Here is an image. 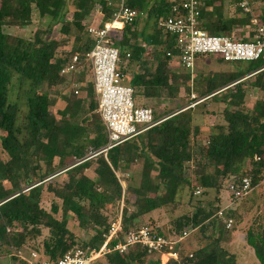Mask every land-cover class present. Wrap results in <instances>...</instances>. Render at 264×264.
Here are the masks:
<instances>
[{"label": "trees", "instance_id": "trees-1", "mask_svg": "<svg viewBox=\"0 0 264 264\" xmlns=\"http://www.w3.org/2000/svg\"><path fill=\"white\" fill-rule=\"evenodd\" d=\"M179 2L126 0L130 9L144 13V17L125 25L114 45L121 60L127 61L123 74L132 68L129 83L135 91L134 101L138 107L150 109L137 103L138 93L142 99H172L179 96L181 89L190 98L188 105H195L166 117H158L153 112L155 119H167L101 152L108 143V136L92 83L82 82V74L78 72L67 77L60 75V71L75 55L81 66L86 65L85 56L94 45L87 34V28L95 26L89 18L100 8L101 19L96 26L102 28L112 16L108 0H0V146L7 156L6 161L0 160V256L8 255L11 264H26L16 257V252L27 249L26 241L41 236L42 229L48 230V237L42 241V250L32 251L44 262H55L73 248L81 247L75 245L67 229L69 214L75 217L81 229L92 232L87 248L97 251L112 225L119 220V237L123 238L139 231L145 216L154 211L163 209L171 213L183 205L190 211L177 217L172 229L174 237L183 232L189 235L172 249L177 260L170 259L166 264H237L238 254L230 253L225 245L235 239L241 218L231 211H224L222 218L217 217L221 208L213 207L210 202L203 206L204 200L196 197L195 192L200 190L199 195L204 198L214 193L216 198L228 179L236 183L249 179L252 192L262 182L264 99L257 100L252 109L247 110L245 98L247 88L264 94V56L251 62L209 58L228 69L208 72L198 81L192 80L191 73L184 68H180L181 73L175 72L167 56L174 38L161 32L157 22L173 16L172 8ZM199 2V28L209 35L230 36L245 28L250 39L255 34L250 15L237 7L236 0L233 3L237 13L243 14L242 19L224 18L221 5H216L222 0ZM69 10L72 11L70 20L67 19ZM34 13L39 19L47 17L53 25L44 32L37 31L32 39L5 32L6 27H28ZM88 19L89 23L84 24ZM257 21L264 27V9ZM56 25L61 40L53 38ZM149 28L151 33L146 32ZM71 37V48L58 52ZM139 37V43H132ZM206 59L196 61L195 71L198 61ZM14 78L19 95L12 104L9 93ZM45 84L61 88L79 84L77 89L71 88L64 114L72 118L83 114L81 118L56 123L49 110L53 101L43 91ZM21 101L26 108L23 116ZM198 111L205 116L221 117L211 125L206 137L193 125L194 113ZM78 138L87 141L90 150L82 148L71 152L79 164L67 171L68 180L60 187L46 181L54 160L62 158ZM199 141L203 142L198 144ZM88 154L96 155L88 158ZM139 161L136 176L132 166ZM91 166L93 178L84 174ZM188 169L190 174L186 173ZM119 174L127 176L125 189ZM4 182L10 185L9 189ZM44 190L61 201L60 209L56 205L51 207V214L61 211V220L41 208ZM107 207L114 209L112 221L102 213ZM227 220L232 221L229 229H226ZM217 228L221 234L215 237ZM150 230L156 236L166 237L159 228ZM244 235L242 248L251 249L257 263L264 264V225L255 222ZM68 237L71 240L66 243ZM116 244L117 240L112 239L109 248L113 249ZM104 256L107 264H161L159 253H149L140 245L124 253L111 251ZM153 256H156L155 261L150 260Z\"/></svg>", "mask_w": 264, "mask_h": 264}, {"label": "built area", "instance_id": "built-area-1", "mask_svg": "<svg viewBox=\"0 0 264 264\" xmlns=\"http://www.w3.org/2000/svg\"><path fill=\"white\" fill-rule=\"evenodd\" d=\"M251 3V0H236L237 7L250 15L251 24L255 26V34L251 39L249 32L244 39L233 38L232 34L230 36L209 35L199 28L201 6L199 0H180L179 3H175L172 8L173 16L161 18L157 22L161 32L174 38L167 52V56L171 59L170 64L174 62L179 68L186 69L192 75L196 61L201 58H219L224 62H251L262 58L264 27L259 26ZM108 6L112 10V16L103 24V27L87 28V34L94 41V45L85 56L86 65L81 66L78 55H75L71 62L60 71V75L67 77L77 72L84 74L85 69L89 72L90 82L98 100V112L108 136V143L101 152L111 150L167 119L157 120L151 109L141 108L135 104V91L129 83V76L123 74L127 61L121 60L119 50L114 45V40L120 37L124 26L142 19L144 13L130 9L126 5V0H108ZM96 10L97 14H101L100 8ZM80 84H82L81 81ZM78 85L73 87L77 89ZM193 106L190 105L188 108ZM226 181L228 182L226 190L234 200L244 199L253 190L249 179H243L239 183L233 179ZM199 194L200 190L197 189L195 195ZM224 211L225 209H220L217 217L222 218ZM225 224L226 229H229L232 221L227 220ZM120 231L119 220L112 225L105 242L97 251L75 247L55 262H44L35 251L28 249L17 251L16 257L26 264H95L100 257L111 251L124 253L130 247L140 245L149 253H159L161 264H166L170 259L177 260V255L172 253V249L189 235L188 232H183L175 238H169L156 236L149 228H143L120 238ZM112 239H116L117 244L110 249L109 242ZM165 249L168 252H164Z\"/></svg>", "mask_w": 264, "mask_h": 264}, {"label": "rangeland", "instance_id": "rangeland-1", "mask_svg": "<svg viewBox=\"0 0 264 264\" xmlns=\"http://www.w3.org/2000/svg\"><path fill=\"white\" fill-rule=\"evenodd\" d=\"M253 3V13L254 16L258 19V17L261 15L262 10L264 9V0H251ZM216 5H221L223 17L224 18H240L243 16L242 13H237V8L235 4L233 3V0H222V2L216 3ZM67 14V19L70 20L72 16V11ZM94 21L93 27H98L96 25H99L101 16L96 13V11L92 12L90 18ZM89 19L84 22V24L89 23ZM90 20V21H91ZM53 24L50 22V20L46 17L44 19H39L38 15L36 13L33 14L32 17V23L26 28L19 29L17 27H6L5 32L10 35L19 36L26 39H32L37 31L44 32L46 31L50 26ZM59 26H55L53 34L54 39H59L58 34ZM147 33H151V28L147 29ZM248 34V29L245 28L242 31L236 30L232 34L236 39H244ZM73 38H69V42L66 46L60 47L57 51L60 53H63V51H68L71 48ZM140 37L137 41H133L132 43H139ZM228 66V65H227ZM172 69L175 70L177 73H181V69L176 65V63L173 62L171 65ZM132 69V68H131ZM129 70L127 73L131 75L132 70ZM221 69H228L224 64H219L218 62L207 58L206 60H202L201 62L198 61L197 70L194 71V73L191 75L192 80L198 81L200 76L208 74V72L211 71H219ZM86 70L84 74H82L81 81L82 82H88L91 80L90 74ZM130 78V77H129ZM191 85V83H189ZM73 85H66V87L61 88L60 86H50L48 84L44 85L43 91L47 92L48 97L51 101H53V104L50 106L49 110L51 112L52 118L56 123H59L60 121L67 120V119H79L83 114H80L79 116L71 117L70 115L64 114V109L69 104V99L71 97V88ZM140 91V90H139ZM246 98H245V107L247 110L252 109L254 103L259 99H264V94L261 91H258L253 88H247L246 89ZM19 95L18 89H17V81L14 78L11 83L10 93H9V100L13 104L17 101V96ZM177 98L172 99H142L139 97V93L137 94V103L140 106L150 108L155 115L158 117H166V115L171 114L172 112H182L184 110H187L189 107V99L187 96V92L184 89H181ZM191 99L192 96H191ZM22 102V101H21ZM191 105H195L192 103ZM21 109V115L25 114L26 108L23 104V102L20 105ZM174 112V113H175ZM194 123L193 125H196L199 127L201 135L203 137H206L209 133V128L211 125H214L215 122H219L221 120V117L215 118L213 116H205L200 111L194 113ZM201 140V139H200ZM203 141H199L198 144H201ZM86 148L85 150H90L88 147V142L85 140H81L78 138L72 146L67 148V153L60 159L56 158L54 160V165L50 171V176L46 179V181L51 182L55 186H62L67 180H68V173L67 171L71 168L77 166L79 162L75 159V157L71 154V152L75 149H82ZM88 148V149H87ZM87 157H90V154L87 155ZM0 160L6 161L7 156L2 152L1 146H0ZM83 162V161H82ZM141 161H139L136 165L132 166V171L136 172L135 175H138V171L140 170ZM43 170L46 168L42 165ZM191 169V167H190ZM186 172L187 174H190L189 170ZM84 174L90 178H93V166L89 167L87 170H84ZM155 176V173L152 174ZM77 176V174H76ZM126 175L119 174L118 178L121 182V185L123 189H125V183L124 179H126ZM227 181L222 184L221 192L218 194V196L215 198L214 193H210L205 198L201 197L200 195H196V197H199V199L204 200L203 206H207L208 202L212 203L213 207H220L221 209H225V211H231L236 213L238 217L241 218V223L238 224L236 230L239 231L241 234L238 235V237H235V239L230 242H227L225 246L230 250V253H237L238 254V260L237 264H258L257 260L254 258L252 250L246 247L243 249V239H245V232L250 226H253V223L258 222L261 225H264V177L262 182L259 184L258 187L254 189V191L249 194L248 199H242V200H234L231 198L230 193L226 190ZM4 186L6 189L10 188V185L6 182H4ZM204 198V199H203ZM130 199H133L131 196ZM186 201V199H184ZM217 201V202H216ZM53 205H56L59 209L61 207V201L54 197V195L50 192H47L46 190L43 191V194L41 196L40 200V206L43 210H45L47 213L51 214V207ZM131 209V207H129ZM114 209L107 207V210H105L103 215L107 217L108 221H112ZM190 211L187 209L185 205L180 206V208L176 209L175 212H168L166 213L165 210H158L154 211L153 213L145 216L142 227L143 228H149V229H156L159 228L163 231V234L166 237H173L175 238V234H173L172 229V223L175 221L177 217L180 215H183L184 213H187ZM55 219L61 220L62 214L59 210L57 214H51ZM67 220V229L71 233L73 237V241L75 245L85 247L87 248V244L89 243L92 232L91 231H85L81 229L78 225L77 220L72 214H69V216L66 217ZM42 228V227H41ZM155 231V230H154ZM219 228L216 229L215 237H218L220 235ZM48 237V230L42 229V234L39 237L29 239L25 243V247L29 250H42V241ZM67 242L69 243L71 238H66ZM195 244V243H194ZM245 245V243H244ZM236 255V254H235ZM42 259V257H40ZM156 256L150 257V260L155 261ZM11 260L9 259L8 255L2 254L0 256V264H11ZM95 264H107L105 256L100 257Z\"/></svg>", "mask_w": 264, "mask_h": 264}, {"label": "crops", "instance_id": "crops-1", "mask_svg": "<svg viewBox=\"0 0 264 264\" xmlns=\"http://www.w3.org/2000/svg\"><path fill=\"white\" fill-rule=\"evenodd\" d=\"M95 11H97V10H95ZM100 15V14H99ZM101 16V15H100ZM95 21V20H94ZM127 75L131 78L132 77V73H131V75H129L128 73H127ZM130 78H129V80H130ZM239 234H241L239 231H237L236 233H235V235H234V238L235 237H238V235ZM242 235V234H241ZM243 242L245 243V241H244V239H243ZM244 243H243V246H244ZM246 250V252H247V248L245 249Z\"/></svg>", "mask_w": 264, "mask_h": 264}]
</instances>
